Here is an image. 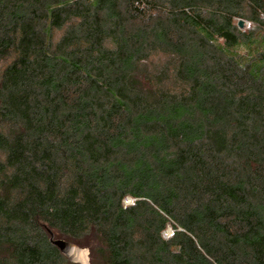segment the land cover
<instances>
[{
  "label": "trees",
  "instance_id": "1",
  "mask_svg": "<svg viewBox=\"0 0 264 264\" xmlns=\"http://www.w3.org/2000/svg\"><path fill=\"white\" fill-rule=\"evenodd\" d=\"M51 232L264 264V0H0V264H77Z\"/></svg>",
  "mask_w": 264,
  "mask_h": 264
},
{
  "label": "water",
  "instance_id": "2",
  "mask_svg": "<svg viewBox=\"0 0 264 264\" xmlns=\"http://www.w3.org/2000/svg\"><path fill=\"white\" fill-rule=\"evenodd\" d=\"M243 24L244 20H240L239 26L242 27ZM50 242L59 248L61 253L70 261L77 264H92L91 250L88 246H81L63 238H55V235L52 232Z\"/></svg>",
  "mask_w": 264,
  "mask_h": 264
},
{
  "label": "rangeland",
  "instance_id": "3",
  "mask_svg": "<svg viewBox=\"0 0 264 264\" xmlns=\"http://www.w3.org/2000/svg\"><path fill=\"white\" fill-rule=\"evenodd\" d=\"M238 24H239V21H238ZM249 25H250V23H249L248 21L244 20V24H243V26H242V27L239 26V28H241V29H246V28L249 27ZM133 201H135L134 198H132V197H130V196H127V197L124 199L123 202H124L125 205H130V204L133 203ZM172 233H173V229H172L171 227H168V228L164 231V234H165L166 237H169L170 235H172Z\"/></svg>",
  "mask_w": 264,
  "mask_h": 264
}]
</instances>
